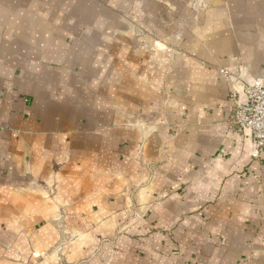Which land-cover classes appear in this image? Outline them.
Wrapping results in <instances>:
<instances>
[{"label": "crops", "instance_id": "1", "mask_svg": "<svg viewBox=\"0 0 264 264\" xmlns=\"http://www.w3.org/2000/svg\"><path fill=\"white\" fill-rule=\"evenodd\" d=\"M259 77L264 0H0V264H264Z\"/></svg>", "mask_w": 264, "mask_h": 264}, {"label": "built area", "instance_id": "2", "mask_svg": "<svg viewBox=\"0 0 264 264\" xmlns=\"http://www.w3.org/2000/svg\"><path fill=\"white\" fill-rule=\"evenodd\" d=\"M223 74L228 72L223 70ZM246 105L240 100L237 91L231 94L235 103L233 123L239 130H250L258 137V149L253 157H260L264 153V78H254L245 84L243 89Z\"/></svg>", "mask_w": 264, "mask_h": 264}]
</instances>
